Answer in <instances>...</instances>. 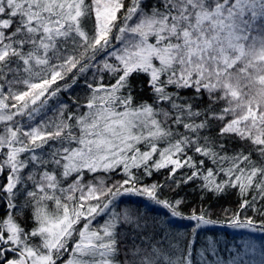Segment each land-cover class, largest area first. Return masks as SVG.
<instances>
[{"label": "snow or ice", "instance_id": "snow-or-ice-1", "mask_svg": "<svg viewBox=\"0 0 264 264\" xmlns=\"http://www.w3.org/2000/svg\"><path fill=\"white\" fill-rule=\"evenodd\" d=\"M189 186L187 215L162 198ZM232 192L227 226L264 231V0H0V264H194L120 198L195 235Z\"/></svg>", "mask_w": 264, "mask_h": 264}, {"label": "trees", "instance_id": "trees-1", "mask_svg": "<svg viewBox=\"0 0 264 264\" xmlns=\"http://www.w3.org/2000/svg\"><path fill=\"white\" fill-rule=\"evenodd\" d=\"M83 94L82 88H77L73 95ZM67 96H65V99ZM52 113H49L50 115ZM51 116V115H50ZM165 174L163 172L154 174L151 178H145V183H152L159 181L163 183ZM162 198L173 199L183 198L185 204L181 206V211L187 215L192 208L201 205V195L198 191L193 190L191 186L184 187L183 189H177L175 192L165 187L162 192ZM123 203L119 204L118 210H123L124 207H132L139 214L147 216L149 221L157 220L160 222V230L164 233H170L175 235L177 233L189 234L190 238L194 241L193 257L194 264H203L204 259L215 260L216 256L213 255L211 250L205 251L208 248L209 238L216 245V251L222 260H228L231 257L240 253L245 260H251L254 264L262 259L261 251L264 250V231H252L245 228H233L226 224L227 217L231 214V211H235L237 208V195L232 192L226 195L223 199H209L203 203V207L208 208L211 206L210 215L212 219L217 220L214 225L203 226L202 229L197 230L195 235H191L192 229L195 226V221L188 219H181L178 217H172L167 209L162 208L149 201L146 197L133 196L121 197ZM119 203V202H118ZM230 210L226 213L224 210ZM245 216L252 217L257 221L256 227L260 228L259 220L260 216L249 210L244 213ZM250 243L255 246V251L245 252V244ZM203 252V256L201 253Z\"/></svg>", "mask_w": 264, "mask_h": 264}, {"label": "rangeland", "instance_id": "rangeland-1", "mask_svg": "<svg viewBox=\"0 0 264 264\" xmlns=\"http://www.w3.org/2000/svg\"><path fill=\"white\" fill-rule=\"evenodd\" d=\"M50 115H52V114H50ZM49 115V116H50ZM123 197H129V198H131V197H133V196H123ZM127 208H130L132 211H133V213H135V211H134V209L132 208V207H129V206H126ZM125 208V207H124Z\"/></svg>", "mask_w": 264, "mask_h": 264}]
</instances>
